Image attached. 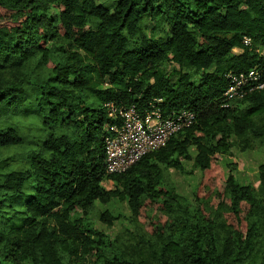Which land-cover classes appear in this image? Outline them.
<instances>
[{"label":"trees","instance_id":"trees-1","mask_svg":"<svg viewBox=\"0 0 264 264\" xmlns=\"http://www.w3.org/2000/svg\"><path fill=\"white\" fill-rule=\"evenodd\" d=\"M260 51L264 0H0V264H264V162L257 186L215 162L264 145V88L220 106L227 72L264 78ZM107 103L195 120L106 173ZM112 198L132 225L114 236L90 218L110 226Z\"/></svg>","mask_w":264,"mask_h":264},{"label":"built area","instance_id":"built-area-1","mask_svg":"<svg viewBox=\"0 0 264 264\" xmlns=\"http://www.w3.org/2000/svg\"><path fill=\"white\" fill-rule=\"evenodd\" d=\"M243 43L250 45V39L243 37ZM260 53L264 54V51ZM226 78L228 85L222 94L221 107H231L248 93L264 88L262 68L230 71ZM106 106L108 116L113 118L105 125L106 173L125 171L146 152L164 146L172 134L190 126L195 120L194 112L187 109L164 113L160 107L151 105L144 114H140L134 105L118 108L107 103Z\"/></svg>","mask_w":264,"mask_h":264},{"label":"rangeland","instance_id":"rangeland-1","mask_svg":"<svg viewBox=\"0 0 264 264\" xmlns=\"http://www.w3.org/2000/svg\"><path fill=\"white\" fill-rule=\"evenodd\" d=\"M96 2L110 6L111 0H96ZM166 69L171 71V65L166 66ZM189 152L190 155L193 156V147L189 149ZM215 162L219 166L224 177L232 174L241 184L257 186V168L259 164L264 162V145L244 151L232 147L229 155L217 154ZM169 176L174 184L176 194L181 195L194 203L192 194L195 185L200 178V172L193 166L192 159L182 160L181 171L170 168ZM101 184L107 189L114 188V184L111 180H104ZM95 208L98 210L107 209L115 217L113 223L110 226H106L103 222L97 219L95 212L92 211L90 213V218L94 226L97 229L107 232L110 236H114L122 229L132 226L127 220L129 209L125 200L112 198L105 204L96 201Z\"/></svg>","mask_w":264,"mask_h":264}]
</instances>
